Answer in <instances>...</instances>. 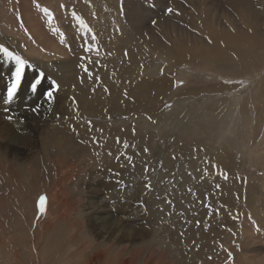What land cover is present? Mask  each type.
Listing matches in <instances>:
<instances>
[{
    "label": "rangeland",
    "instance_id": "obj_1",
    "mask_svg": "<svg viewBox=\"0 0 264 264\" xmlns=\"http://www.w3.org/2000/svg\"><path fill=\"white\" fill-rule=\"evenodd\" d=\"M188 1L192 8L174 9L173 0H0V44L31 65L26 68L27 79L10 102L7 93L15 61L0 51V68L4 67L0 69V126L11 131L0 137V264L264 262L262 209L236 224L216 220L218 176L209 168L215 159L214 148L223 144L234 158L230 172L243 180V188L255 183L258 203L264 197V183L258 181L264 177V98L258 94L264 64L250 69L247 63V71L239 74L210 66L197 69L185 62L172 65L159 54L139 55L140 69L145 66L150 71L146 77L173 72L172 85L178 94L174 90L165 94L161 107L151 114L128 105L122 113L119 109L125 98L134 96L133 85L141 79L134 72L119 84L117 93H112L113 112L102 115L79 109L83 119L111 127L109 134L91 129L78 134L73 130L66 136L74 138L69 150L61 135L66 132L60 126V131L47 126L57 110L44 107L47 103L52 106L59 98L68 97L82 106L92 95L97 104L105 101L102 91L110 74L98 81L102 75L97 76L96 60L116 62L121 55L125 60L127 52L118 46L132 44L124 31L115 30L117 25L139 23L143 28L163 22L167 27L172 22L186 27L195 22L198 11L196 0ZM125 8L130 13L128 21L123 18ZM136 14L138 17H133ZM215 16L228 19L220 11ZM41 71L46 78L32 92L30 82ZM210 84H223V88L205 87ZM50 90L52 99L47 96ZM182 90L190 92L179 95ZM219 102L231 111H225L224 106L217 109ZM23 121H30V129L23 127ZM45 131L51 132V137L44 135ZM45 140L50 145L42 146ZM217 171L215 168L214 174ZM244 197L240 195L238 201L247 212ZM41 198H46L43 211ZM117 218L123 223L121 235L115 230Z\"/></svg>",
    "mask_w": 264,
    "mask_h": 264
},
{
    "label": "bare ground",
    "instance_id": "obj_2",
    "mask_svg": "<svg viewBox=\"0 0 264 264\" xmlns=\"http://www.w3.org/2000/svg\"><path fill=\"white\" fill-rule=\"evenodd\" d=\"M194 2H195L194 8H196V10H198L195 13V16H194L195 17V22H190V23L188 22V25H186V27H182V26H180V24H176V23H172V22L170 24H168L167 27H165L164 25L161 24L163 22L158 23L159 25L157 24L155 26L147 24L146 27H143V28H142V26L139 23H136V22H135L136 24H134V25H131V24H127L126 25V24L123 23L122 25L119 24L120 25L119 27H118V25L115 27L116 28L115 30L117 32L121 33V34H123L122 32L124 31L126 36L130 37L129 40H131L132 44H130V45H128V44L125 45L124 44L123 45L121 43L118 46L119 49H122L124 52H127V56L128 57L125 60L122 58L123 55H121L117 59L116 62H109V60L105 61V60H102V59L101 60H96V62L99 64V66L96 67L97 76H98V74L102 75V77H99L100 80H98V81H101L104 76H107V72L110 74V76L106 77L107 81H105L106 82V84L104 85L105 89H104V91H102L103 92V98L105 99V101L103 100V102L97 104L96 103V101H97L96 98L94 99V96L92 95L91 98H90V101H88L87 103H84V105L81 106V104L79 102H77L76 100H69L68 97H67V98H59V102L55 103L52 106L50 104H48V103L44 106V107L49 106L48 108L57 109L56 113L54 114V121L49 122L47 126L50 127V129H53V128L56 127L57 131H58L59 126H60V128L63 129L62 131L66 132L64 134H61L62 136H64L63 145H65V146L70 145V143H71L70 139L72 138V136H70L71 137L70 139H68L67 137H69V135L72 133L71 131H73V130H75L78 134L81 133V132L83 134L88 129H91L90 132H92V130H93V132L97 131L98 133H102L103 135L109 134L111 127L109 128L108 125H105V124H102V123H96V122L92 123V122L89 121V119L88 120L83 119V116L79 114V109H82V110H84L86 112L89 111L90 113L92 111H94L95 113L96 112H101V114L102 113L113 112V109H114L113 105L115 103L111 102L112 93L114 94L118 90L119 84L124 79H126V78L130 77L131 75H133L134 72L135 73L138 72L137 78L140 77L141 79L140 80L138 79V81L135 83V85H133L134 90L131 87L132 88V92L134 93V96L132 95L133 97H131V98H125V104H123L119 110L122 113L126 112L125 109L127 108V105H128L133 110H136V111H139V112H141V111L142 112H146V114L147 113L151 114L152 112H155L156 110H158L161 107V99H163L164 95L165 94L169 95L170 91L174 90L173 89V85H172L173 72L172 73L171 72H168V73L165 72L162 75H159L158 77H154V76L152 77L151 76L152 78H148V77H146V74H150L149 73L150 72L149 69L145 68V66H144V68L140 69L141 67L138 66V65H140L139 61H138L139 60L138 59L139 55H143V54L150 55L151 53L159 54L160 56L164 57L165 59L169 58L170 61L172 62V65L178 64L180 62H183V63L185 62V63L194 65L195 68L197 67V69H198V67L207 68V67L210 66V68L212 67V69H214V68H216V69L217 68H220V69L221 68H225L228 71L233 70L234 72H238L239 74H242V72L244 70H246L247 63H249V66L251 67L250 69L256 68L258 66L262 67V65L264 64V0H223V1L222 0H219V1L218 0H196ZM190 3L191 2H189L188 0H173L172 6L174 7V9L175 8H180V9L183 8V9H185V8H189L190 7L189 6ZM190 8H192V7H190ZM123 10H124V15L122 13L123 18H124V20H127V16L130 13L128 12L127 8H125ZM219 11L223 12V14H225V16H227L226 18H228V19L227 20H223L222 19L223 21L222 20H218L216 18V16H215V13H217ZM207 13H208L209 16L207 15ZM220 14H222V13H220ZM217 16L219 17V15H217ZM133 17H138V14L133 15ZM135 19L136 18H134V20ZM156 30H160V32H162V33L157 34ZM17 36H19V35H17ZM44 48H46V47H44ZM123 51H121V52H123ZM55 53L56 52H54L53 54H55ZM89 59H91V58H89ZM3 60H4V58H3ZM6 66H8V64H6ZM41 66H42V64H41ZM106 66H107L109 71L106 69ZM3 68H0V69H3ZM53 76H55V74ZM58 78H59V76H58ZM218 85H220V84H210V85H206L205 87H209V88H212L214 90L219 89V87L223 88V84H221V86H219V87H218ZM21 86H22V84H21ZM128 86L126 85V88H128ZM213 86H214V88H213ZM83 87H84V85H83ZM205 87L203 89H205ZM227 87H229V86H227ZM93 89H95V88H93ZM93 89H92V92L94 91ZM191 89L194 90V91L196 90L195 87H193ZM77 91H79V90H77ZM128 91H129V89H128ZM258 91H259L258 94L260 93L261 97L264 98V81H263V84L261 85V87H259ZM174 92H176V91L174 90ZM178 92L179 91H177L176 93L178 94ZM189 92L190 91H188V90H186V92L184 90H182V92H180L179 95L182 94V95L186 96L187 93H189ZM127 94H129V93H127ZM130 95L131 94H129V96ZM98 96H100V95H98ZM76 97H77V95H76ZM76 97H74V98H76ZM79 100H80V98H79ZM100 100H101V98H100ZM10 102H12V101H10ZM32 105H33V102H32ZM35 105H38V104H35ZM35 105H34V108H35ZM218 106L219 107L220 106L221 107L224 106V107H226L225 111H228V110L231 111V109H229V106L227 107L226 105H224L223 102H219V104L216 106L217 109H218ZM15 108H16V106H15ZM17 109H19V108H17ZM23 109L24 108H22V110ZM245 111H247V110L245 109ZM33 112H32V114H33ZM221 112H222V110H221ZM223 112H224V109H223ZM24 113H25V111H24ZM41 113H43V112H41ZM27 114H29V113H27ZM244 114H247V113H244ZM43 115H42V117H43ZM1 116H3V115H1ZM47 116H49V115L47 114ZM35 117H37V116H35ZM240 119H242V118H240ZM49 120H50V118H49ZM47 121H48V119H47ZM29 122H24L23 123V125H24L23 127L28 128L27 126H30ZM229 123H230V121H229ZM62 124L65 125V126H62ZM229 125H231V124H229ZM6 127L7 126H0V137L5 138L6 133L11 134L10 133L11 131H9V132L6 131V129L8 128V127L7 128ZM46 127H44V128H46ZM28 129H30V128H28ZM46 131H51V130H46ZM59 131H60V129H59ZM35 132H37V130ZM45 132H44V135H48L49 136V134H51V132L49 134H47V132L46 133ZM53 132H54V130L52 131V134H54ZM222 132L224 133V131H222ZM40 134H41V132H40ZM58 134L59 133L57 132L56 135H58ZM73 135H74V133H73ZM48 136H47V138H48ZM9 137L12 138V135L9 136ZM49 137H51V136H49ZM58 138H56V139H58ZM75 138H76V136H75ZM72 139H74V138H72ZM29 140L32 141L31 138ZM29 140H28V142H29ZM53 140H54V138H53ZM49 141H52V140H49ZM43 144L45 146L50 145V144H48L47 140L43 141L42 146H43ZM30 145H31V143H30ZM51 145H53V142L51 143ZM36 146H38V145H36ZM71 146H72V144L70 146H68L69 150L71 149ZM75 146H76V144H75ZM49 147H51V146H49ZM55 147H57V146H55ZM51 148H53V147H51ZM81 148H83V147H81ZM4 149H5V147H4ZM20 149H21V147H20ZM41 149H42V147H41ZM48 149H50V148H48ZM198 149H197V151H198ZM202 149H204V148H202ZM69 150H68V152H69ZM214 150H215V159H214L213 162H212V160L210 161L211 164H209V168L213 167L214 169L216 168L218 170L217 171L218 174H214V172H213L214 169L211 168V173L213 175L218 176V179H216L217 180L216 181V184H217L216 185V189H217V191H215V193H216L215 196H217V194H218V197L215 200H217L218 203H220V204L218 206L216 205L217 206L216 210L214 209L216 211V215H217L215 217V219L219 218V221L221 223H223V224H236L238 221H243V220L249 218L250 215L254 214V212H255V210L257 208H261L262 211H263V215H264V197H262V199L259 200V203H258V198L259 197L258 198L256 197V194L254 193L256 191L253 192V190H254L253 188H254V184L255 183L251 182L249 187H248V189L243 188V183H242L243 180H241L242 181L241 182L239 180V178H236L230 172L231 169H232L231 165H232V162L234 160V158L233 159L231 158V154H232L231 151L228 152L226 150V147H224L223 144L216 145V148H214ZM203 151H205V150H202L201 152L204 153ZM74 152H75L74 154H76L78 151H74ZM41 153H42V151H41ZM78 153L82 155V153H80V152H78ZM229 153H231V154H229ZM50 156H51V154H50ZM172 156L173 155H171V158H172ZM60 157H61V155H60ZM70 157H72V156H70ZM63 158H64V156H63ZM66 158H64V159H66ZM64 159H62L63 162H64ZM52 161L54 162L55 159L52 160ZM121 161L123 162L122 159H121ZM206 161H208V160H206ZM73 162L74 161L72 160V163ZM212 163H214V164H212ZM123 164H124V162H123ZM89 167H91V166H89ZM50 176H52V175H50ZM143 179H144V177H143ZM262 179L263 180H258V179L257 180L259 182L262 181V183H264L263 182L264 181V177ZM255 181H256V179H255ZM82 182H83V180H82ZM239 182H241V183H239ZM241 187H242V189H241ZM239 191H242L241 193L245 196L243 199L245 200V203L247 204V207H248V210H249L247 212H245V210L242 209L243 208L242 207L243 204L242 203L239 204L240 202L238 201V199L240 200L239 196L242 195V194H239ZM242 202H243V200H242ZM92 208L94 209L95 207L93 206ZM97 208H98V206H97ZM106 215H108V214H106ZM204 215H206V214H204ZM98 219H99V217H98ZM105 220H107V219H105ZM110 220H111V218H110ZM121 221L122 220L119 219V218H117V222L114 221L115 224H116V227H117V228L115 227V230H116L118 235H121V232H122L121 224H123V223H121ZM100 224H102V223H100ZM108 224H109V222L107 223V226H108ZM110 229H112V228H110ZM106 230H107V228H106ZM122 233H124V232H122ZM221 258H222V256H221ZM171 262H172V260H171ZM166 263L168 264V262H166Z\"/></svg>",
    "mask_w": 264,
    "mask_h": 264
},
{
    "label": "snow or ice",
    "instance_id": "obj_3",
    "mask_svg": "<svg viewBox=\"0 0 264 264\" xmlns=\"http://www.w3.org/2000/svg\"><path fill=\"white\" fill-rule=\"evenodd\" d=\"M39 6V5H37ZM45 12L48 11V9H44ZM169 12L172 11V9L168 10ZM87 27V25H85ZM90 30V29H89ZM91 50V49H89ZM0 51H3L9 59L15 61V70L11 73L13 79L10 82V85L8 87V100L11 101L12 98L16 95L17 90L21 88V83L23 80L27 79V72L26 68L31 67L29 61L23 59L19 55H15L12 51H10L7 47H4L2 44H0ZM87 71V69H85ZM46 78L45 73L43 71L34 74L32 81L30 82V88L32 92H36L39 87L42 86V81ZM52 84L55 85L56 82L52 81ZM58 88L59 85H56ZM47 96L49 99L53 98V92L50 90L47 92ZM9 119H12V117H9ZM46 198H41L40 206L41 211L44 210L45 207Z\"/></svg>",
    "mask_w": 264,
    "mask_h": 264
}]
</instances>
